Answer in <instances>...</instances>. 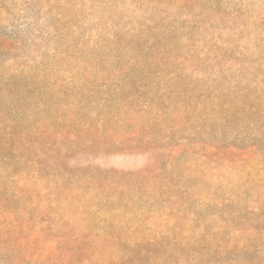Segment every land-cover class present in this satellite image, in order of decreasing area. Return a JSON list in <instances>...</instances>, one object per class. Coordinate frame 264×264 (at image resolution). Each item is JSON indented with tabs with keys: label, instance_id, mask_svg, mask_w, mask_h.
I'll return each mask as SVG.
<instances>
[{
	"label": "rangeland",
	"instance_id": "obj_1",
	"mask_svg": "<svg viewBox=\"0 0 264 264\" xmlns=\"http://www.w3.org/2000/svg\"><path fill=\"white\" fill-rule=\"evenodd\" d=\"M74 122L154 143L150 155L176 178L173 197L100 213L107 233L114 222L134 238L177 240L191 256L203 234L237 241L239 229L264 228V0H0V162L13 188L45 189L32 179L35 160L63 198L76 194L74 166L133 173L148 163L145 150L75 158L65 132L54 140L62 157L43 149L40 134Z\"/></svg>",
	"mask_w": 264,
	"mask_h": 264
},
{
	"label": "trees",
	"instance_id": "obj_2",
	"mask_svg": "<svg viewBox=\"0 0 264 264\" xmlns=\"http://www.w3.org/2000/svg\"><path fill=\"white\" fill-rule=\"evenodd\" d=\"M177 77L182 78L181 75ZM180 119H184L183 116ZM81 126L80 123L74 122V130H66L63 127L57 130L47 129L44 134H40L43 137L40 136L39 141L44 142L43 149H50L55 157L60 158L63 150L58 148L54 140L57 141L56 138L65 132L67 137L73 138L67 152L74 154L75 158L84 153H97L104 157L112 154H135L139 150H145L150 156L148 163L143 169L133 173L115 169L95 172L74 166L76 171L73 181L76 194L74 197L63 198L59 192L63 189L62 185L56 184V188H50L48 180L54 172L48 166L43 167V161H33L36 167L34 171L39 173L32 179L45 185V189L40 191V187L35 189L29 183L22 188H13V185L17 184V180L13 178L15 174L5 170L11 169L12 166L2 159L0 264H264V258L254 257L264 245V228L259 229L253 225L239 229L243 236L237 241L229 237L230 233L217 232L214 236L203 234L197 238L204 244L201 251L194 250L191 256L180 252L177 240L175 242L173 239H158L154 242L146 241L142 237L134 238L123 231L122 225L120 227L114 222L110 223L113 230L107 233L106 218L100 213L104 212V217L110 215L109 218H112L115 210H121L123 199H127L125 207L128 209L136 199L150 202L157 196L173 197L176 178L169 174L167 169L171 162L166 158L150 155L153 147L151 144L154 143L139 140L138 135L130 134L129 131H123L124 133L121 132L117 136L113 131H94L92 128L84 129ZM140 133L142 131L139 129ZM26 137L27 140L22 139L20 142H28L30 145L31 136ZM50 137L55 138L49 143L47 140ZM43 138H46V141ZM14 141L12 144L10 140L9 150L16 154L21 149V144L18 140ZM196 146L192 145L190 149L192 155L198 157L201 153ZM4 157L8 158L7 155ZM191 164L192 162L189 166L193 168ZM4 171L8 178L4 177ZM47 190L51 191V195H44ZM176 192L183 197L188 191L181 185L177 187ZM86 194L98 200L97 206L87 204ZM58 207L60 210L57 212ZM94 207H98L95 213ZM172 213L173 217L177 218L181 215L174 210ZM244 248H247L245 254L241 251Z\"/></svg>",
	"mask_w": 264,
	"mask_h": 264
}]
</instances>
